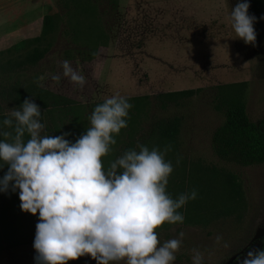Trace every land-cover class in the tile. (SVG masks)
I'll list each match as a JSON object with an SVG mask.
<instances>
[{
    "label": "rangeland",
    "instance_id": "1",
    "mask_svg": "<svg viewBox=\"0 0 264 264\" xmlns=\"http://www.w3.org/2000/svg\"><path fill=\"white\" fill-rule=\"evenodd\" d=\"M44 1V12L63 14L58 0ZM94 1L81 6L77 29L81 41L95 38L88 26L94 22L90 13L96 5L99 23L106 28L109 41L93 58L79 56L78 46L60 35L64 27L61 21L54 31L53 46L37 64H19L33 44L3 50L0 115L8 117L13 109H20L25 98L36 103L34 95L40 86L57 94L58 100H69L65 101L67 105L41 109V135L67 132L65 139L75 142L91 126L90 116L97 105L116 94L126 97L132 105L125 118L127 127L113 134L116 143L102 157L105 170L126 150L139 151L138 145L161 151L170 146L165 160L171 162L173 171L166 191L173 199L193 189L197 192L195 199L180 208L183 223H164L156 229L161 244L184 234L173 264H193L194 250L202 254V264H242L246 254L258 250L264 238V163L243 165L220 157L212 135L224 119L223 97L236 95L242 99L254 122L264 113V3L260 12L253 14L252 0H248V13L257 18L253 46L236 37L231 26L230 13L243 0H118L116 9L111 0ZM89 6L90 12L84 8ZM7 13L5 9L0 16ZM67 49L75 56L68 58ZM63 61L85 77L82 86L63 76ZM53 75L61 76L59 83L52 80ZM14 84H33L35 90L30 86L33 92L14 101ZM184 89L193 93L186 97L164 95ZM174 118L180 122L177 136L172 142L160 140L159 125ZM2 131L13 130L0 124ZM4 139L0 135V141ZM0 164L2 178L8 165ZM227 174L238 180L240 200L228 192ZM19 205L15 197L7 198L0 192V218L7 219L12 228L15 217H21L18 234L24 241L17 243V238L8 234L0 249V264H38L33 242L39 213L21 211ZM67 264L97 262L85 255Z\"/></svg>",
    "mask_w": 264,
    "mask_h": 264
},
{
    "label": "clouds",
    "instance_id": "2",
    "mask_svg": "<svg viewBox=\"0 0 264 264\" xmlns=\"http://www.w3.org/2000/svg\"><path fill=\"white\" fill-rule=\"evenodd\" d=\"M249 6L248 0L238 2L230 20L236 37L255 46L257 18L249 15ZM62 68L73 83H85L68 61ZM51 78L59 83L61 76ZM131 107L119 94L107 98L94 108L91 126L75 142L65 139L67 132L42 136L41 109L31 98L3 120L13 131L0 132L5 138L0 141V161L8 165L0 192L19 189L21 211L39 213L33 242L38 264H67L85 255L97 264L175 261L183 232L161 244L156 229L164 223H183L177 210L197 192L193 189L173 199L166 191L173 171L165 160L170 146L161 151L138 145L139 151L128 149L104 168L102 157L116 143L113 134L127 127ZM25 133L30 136L27 142ZM192 259L193 264H202L203 256L194 250ZM242 264H264V250H250Z\"/></svg>",
    "mask_w": 264,
    "mask_h": 264
},
{
    "label": "trees",
    "instance_id": "3",
    "mask_svg": "<svg viewBox=\"0 0 264 264\" xmlns=\"http://www.w3.org/2000/svg\"><path fill=\"white\" fill-rule=\"evenodd\" d=\"M111 1L114 3V9H116L118 0ZM94 2V0H58V5L60 9L63 10L62 15L59 13L45 14L42 19V26L39 35L29 39L21 40L11 46L12 48H18L27 43L33 44L32 50L25 55L24 59H22L19 64L35 65L45 56V54L53 46L52 43L56 38V33H54V31L57 29L56 27L58 26V21L64 23V27L60 35H63L65 38L67 37L70 43L78 46L77 53L79 56H82L84 59L93 58L97 54L98 48L100 46H106L109 41V35L106 28L101 23H99L100 14L99 10L96 8V5L93 6L94 12L90 13L92 14V21L94 22L93 24L90 23L88 26V32L94 33L95 38L88 39L87 41H81L77 37V29L80 23L79 10L81 6L95 4ZM263 3L264 0H252L251 8L253 14H258L260 12ZM91 6L84 8H89L87 10L90 12ZM2 52L3 50H0V55ZM65 53L67 54L68 58L75 56L71 49L65 50ZM35 79L38 82V75L35 76ZM30 86L35 90L33 84H26L19 87L14 84L12 87V91H14V101L23 100L27 94L33 92L34 90L31 89V91ZM37 88L38 93L34 95V98L36 99V104L39 105L40 109H51L61 104L67 105L68 102L65 101H69L58 100L60 98L57 94L48 90H44L40 86H37ZM192 93V89H184L166 92L164 95L167 97L172 95L186 97L190 96ZM221 100V103H223L225 106L224 119L222 123L214 130L212 135V142L216 153L220 157L232 159L235 162L243 165L263 164L264 113L258 122H254L249 118L246 112L244 101L238 98V96L230 95L223 97ZM6 118L8 117L5 114L0 115V124H3V120ZM179 123L180 122L178 118L162 122L158 127L160 140L172 142L178 134ZM29 138L30 136L25 133L24 141L27 142ZM224 178L231 197L235 200H240L242 198L240 184L235 175L227 174ZM3 195H5L7 198L15 197L16 203L17 201H20L17 199L19 198V189L12 191L10 187L7 192H3ZM177 211L181 213L180 209ZM190 217L193 216L190 215ZM0 219V249L2 248V242L5 241V237H7L8 234L12 238H17V243H24L22 236L18 234V231L20 230L19 225L22 223V218L16 216L13 221L14 225L12 228H9L7 219ZM260 241L261 247L258 250H264V238H262ZM28 242L32 241H25V243Z\"/></svg>",
    "mask_w": 264,
    "mask_h": 264
},
{
    "label": "crops",
    "instance_id": "4",
    "mask_svg": "<svg viewBox=\"0 0 264 264\" xmlns=\"http://www.w3.org/2000/svg\"><path fill=\"white\" fill-rule=\"evenodd\" d=\"M44 0H0V12L8 9L6 16H0V50L39 35L45 14Z\"/></svg>",
    "mask_w": 264,
    "mask_h": 264
},
{
    "label": "flooded vegetation",
    "instance_id": "5",
    "mask_svg": "<svg viewBox=\"0 0 264 264\" xmlns=\"http://www.w3.org/2000/svg\"><path fill=\"white\" fill-rule=\"evenodd\" d=\"M260 247H261V246H260ZM260 247H259V248H260Z\"/></svg>",
    "mask_w": 264,
    "mask_h": 264
}]
</instances>
